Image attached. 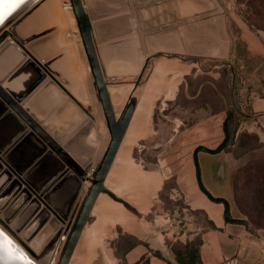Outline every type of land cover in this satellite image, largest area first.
Wrapping results in <instances>:
<instances>
[{
	"label": "rangeland",
	"instance_id": "374dc122",
	"mask_svg": "<svg viewBox=\"0 0 264 264\" xmlns=\"http://www.w3.org/2000/svg\"><path fill=\"white\" fill-rule=\"evenodd\" d=\"M44 1L34 0L32 4ZM56 1L58 11L74 17L71 7H66L67 10L62 8V4H69V0ZM210 1L196 0L199 8L206 5L207 12L197 11L194 15L181 16L176 22L175 29L183 39L190 28L193 30L196 27L198 42L195 47L190 48L183 42L179 49L166 48L146 60L140 74L109 80L108 86L121 85L124 90V104L116 116L130 102L137 104L141 97H151L145 126L134 136L129 152V169L134 171V174L131 172L133 176L137 170L157 172L162 178L161 184L151 193L148 187H141L130 173L132 178L127 186H115L116 190L106 187V191L100 192L93 205L97 212L89 214L77 242L78 250L72 253L68 264H108L106 250L114 257V264H125L123 252L132 240L126 236L118 219L125 221L130 215L140 219L143 216L156 218L153 229L158 234L165 230L173 233L181 230L199 232L200 225L208 223L206 217L202 212L186 208L184 193L178 186H192L186 177L193 149L197 145L213 148L223 138L222 122L226 116L223 109L231 113L228 120L230 139L226 150H230L236 158H242L234 183L236 205L241 212L247 213V216L242 215L250 228L264 226V112L256 113L252 106L257 98L264 97V42L253 31L254 28L259 30L264 38V0ZM210 8H213L212 13ZM55 25L58 24L48 27L52 29ZM76 34L80 38L78 29ZM5 44L0 46V50ZM174 80H178L177 88L168 99L167 94ZM152 82L156 88L151 86ZM109 93L111 97L110 90ZM56 115L59 116L57 136L66 145L73 139V142L82 140L84 135L80 132L87 128L91 131L93 127L91 124L73 126L68 115L57 110L53 116ZM63 123L68 126H63ZM102 131L105 134L104 151L110 140L105 122ZM101 133L96 137H102ZM26 135L24 132L10 146L20 149L23 144V153L26 155L28 152L29 155L30 149L36 150L38 143L23 142ZM120 162L114 158L107 179H112L116 173L125 179L126 170L120 167ZM2 169H6L4 164L0 168V219L35 255L30 254L0 224V231L12 241V246L4 245L3 253L9 251L8 258L2 255L0 264H58L66 241L61 249L56 243L48 255H41L54 233L51 228L54 223L51 217H47L48 209L16 174L8 179L7 174H2ZM89 176L93 177L92 174ZM84 186L79 197L80 204L91 183L86 181ZM143 203L148 205L149 212L142 211ZM47 227L48 233L40 236L45 239L36 250L39 246L35 247L33 241L39 242L38 235ZM168 243L181 247L180 241L170 239ZM17 252L26 259L16 257Z\"/></svg>",
	"mask_w": 264,
	"mask_h": 264
},
{
	"label": "crops",
	"instance_id": "0c3cea01",
	"mask_svg": "<svg viewBox=\"0 0 264 264\" xmlns=\"http://www.w3.org/2000/svg\"><path fill=\"white\" fill-rule=\"evenodd\" d=\"M80 1L90 22V34L104 80L107 83V90L111 78H128L140 74L146 60L160 54L166 48L179 49L183 42H186V46L190 48L195 47L198 42L196 27L194 26L193 30L190 28L187 36L183 35V39L175 29L176 22L181 16L194 15L197 11L207 12L206 5L199 8L196 0ZM56 2L54 0L53 4L56 5ZM43 4V2L38 3L30 8L27 17L31 16ZM65 5L62 4L63 7ZM212 11L213 8H210V13ZM220 13L216 12V14ZM166 15H168V19H166ZM54 23L58 25L49 29L48 26ZM75 29L77 30L75 19L66 15V22L63 24L58 20L46 25L45 23L40 24L39 27L27 34L16 32L17 37L26 41V46H29V50L38 59H45L43 63L45 67L61 81L68 91L67 94V91L65 92L53 84L47 77L35 93L39 94L48 90L43 95L54 92L59 97L55 103L42 99L44 106L39 111L31 110L40 122L51 129L55 135L59 133L57 130L59 116L54 117L53 114L56 110L58 113L61 112L59 106L77 113V120L69 118L70 124L73 126L92 123L93 126L98 127L100 124L103 126L105 122L81 39L77 37ZM66 31V39L69 41L71 39L75 53L73 49H69L64 57L65 48L60 44V36L62 37ZM56 38L59 39L58 42ZM7 50L13 52L14 59L7 65L6 75L12 66L15 68L21 65L31 69L34 74L32 78L21 83V90L18 93L21 94L41 75L31 63L26 64V59L19 49L11 46ZM75 54L78 62L75 59ZM14 75L13 79L19 77V74ZM72 78L75 84L79 81L78 89L87 99L86 102L80 100L72 91L70 80ZM70 96L79 102L82 109H85V113ZM252 106L256 113L264 112V97L257 98ZM63 126H68V124L65 123ZM197 159L203 187L212 196L225 199L228 202L229 217L237 221H226L224 204L212 201L200 189L191 157L186 179L189 184L192 183V186L178 187L184 193L186 208L193 212H202L208 223L200 225L199 232L181 230L173 233L165 230L158 234L153 229L156 225V218L148 219L143 216L140 219L133 215L127 216L126 227L123 229L132 243L123 252L125 264L138 263L142 258L148 259V264H178L171 248L172 243L169 244L168 240L173 239L185 244L192 241L197 235L202 239L199 246L200 264H264V227L252 229L244 223L245 217L235 201L234 178L241 166L242 158H236L230 150L216 153L200 150L197 152ZM78 245L79 243L73 254Z\"/></svg>",
	"mask_w": 264,
	"mask_h": 264
},
{
	"label": "water",
	"instance_id": "95a60500",
	"mask_svg": "<svg viewBox=\"0 0 264 264\" xmlns=\"http://www.w3.org/2000/svg\"><path fill=\"white\" fill-rule=\"evenodd\" d=\"M32 2H34V0H32ZM34 5L30 2L27 4H20L18 8L0 23V46L7 43L3 47L4 50L3 48L0 50V56L12 62L14 54L7 49L14 46L24 55L26 64L31 63L38 69L41 75L24 92L18 95L13 94L9 88L5 87L4 81L12 80L15 76L14 74H19V76L30 75L31 72L25 67V65L17 66L9 70L4 80L0 79V135L3 136V139L0 141V168H2L3 164L6 166V169H2V174H7L8 179L12 174H16L17 177H19L18 179H20L22 183L27 185L32 192L38 196V201L40 200L48 209L47 217H51L52 223H54L51 225V228L54 229V233L44 250H42L41 255H48L49 252L56 247V243H59L58 249H60L62 242L66 241L59 257L58 264H68L80 237L82 227L92 211L96 198L100 192L106 191V187L104 186L106 176L109 172L116 151L128 128L135 105L134 102H130L123 109L121 114L116 116L112 107L110 94L107 90V83L104 80L96 49L91 38L89 19L82 8L80 0H69V5L72 8L81 44L88 62L89 71L93 78V83L103 110L105 123L110 133V140L106 146L99 167L94 173L93 178L88 177L87 172L89 170V162L82 163L79 161L70 152L68 144L66 145L63 143L61 138L55 135L51 129L44 126L31 112L29 106H25L27 100L37 95L35 94L36 90L47 77L50 78V81H52L53 84L60 87L62 90H65V92L67 91L61 81L45 67L43 64L45 59H38L29 50V46H26V41L18 38L16 33L9 28L12 24L20 22L24 15L28 13L30 8ZM253 31L256 34H259L264 42V38L261 36L259 30L254 28ZM20 82L22 81L19 80L18 83L20 84ZM66 93L68 94V91ZM70 97L72 98V96ZM34 98H38L40 102H42V99L53 102H55L56 99H59L57 93L54 92L43 95V97ZM72 100L80 106L79 102L74 98H72ZM75 117L78 118V115ZM89 124L92 125V123ZM85 125L86 124L82 125V127ZM24 132L27 135L23 142L27 143L26 140H29L31 143L32 141L38 143L36 144L37 149L35 150L31 148L29 155H27L28 152L26 155L23 153L25 147L23 144L20 149H18V146H10ZM89 132L90 130L88 128L87 130L83 129L80 132L81 135H84L82 140L87 141ZM73 141L74 139L71 143ZM26 146L28 145L26 144ZM28 148H30V146H28ZM92 151L93 153L95 152V150ZM33 160H35V162L31 163ZM85 181H90L91 186L75 221L70 227V221L72 220L70 212ZM67 220L70 221L67 222ZM65 222H67L65 228L58 226ZM0 224L15 236L1 219ZM44 230L45 231L38 235L39 237L37 240L39 239L40 241L37 242L34 240L39 246L36 250L40 248L42 240L45 239L40 238V236L47 234L49 227ZM18 240L20 241V239ZM20 242L22 243V241ZM22 244L32 255H35L34 251L30 249L28 245L24 243Z\"/></svg>",
	"mask_w": 264,
	"mask_h": 264
},
{
	"label": "bare ground",
	"instance_id": "6f19581e",
	"mask_svg": "<svg viewBox=\"0 0 264 264\" xmlns=\"http://www.w3.org/2000/svg\"><path fill=\"white\" fill-rule=\"evenodd\" d=\"M29 2L32 3V0H24V2L22 4H27ZM53 3H54V0H45L44 4L39 9H37L33 14H31V16L27 17L28 13L30 12V11H28V13H26L24 15V17L20 20V22H16V23L12 24L9 27L10 30L14 31L15 33L19 32V33H22V34H27V33L31 32L32 30L36 29L37 27H39L40 24L42 25L43 23H45V25H46V24H48L50 22L59 20V22L61 24H63L64 22H66V13L64 11H62V12L58 11L57 10L58 8ZM66 7L68 9H70V5L66 4L64 7L62 6L63 10H67ZM5 28H7V27H5ZM66 33H67V31L65 32V34L62 35V37L60 36V38H61L60 39V41H61L60 44L65 48L64 57L66 56L67 51L69 49H73L74 53H75V49H74L72 41L71 40L69 41L68 39H66ZM58 41H59V39H57V42ZM3 50H4V48H3ZM0 53H1V51H0ZM75 59H76V54H75ZM77 62H78V60H77ZM10 63H11L10 60L8 61L7 59H4V58L0 57V79L1 80H4V78L6 77L5 70H6L7 65L10 64ZM183 67H185V66H183ZM182 69H184V68H182ZM28 70L31 72L30 75H28V76L21 75V76L15 78V79L6 80V81H4V86L9 88L13 94L18 95V93L21 90L20 89L21 88V83L23 81H25L26 78L29 79V78H32V76H34L33 71L31 69H29V68H28ZM82 75H83V72H82ZM19 80L22 81V82H20V84L18 83ZM70 80H71V86L73 87L72 91H74V93L78 96V98L80 100H82L83 102H86L87 99L83 96V94L78 89L79 81H78L77 84H75L73 78L70 79ZM150 84H151V86L156 88L155 87V83L152 82ZM150 84L148 83V86ZM177 84H178V80L172 81V83L170 85V88H169V92L167 94V98L168 99L171 98V96L173 95L174 91L176 90ZM108 89L111 92V97L110 98H111L112 107L114 109L115 114L117 115L122 110V107H123V104H124V97H123L124 90H123L121 85H109ZM45 91H48V90H44L43 92H41V93L37 94L36 96H33L31 99L27 100L25 102V106H29L30 109L33 110V111H39L41 109V107H43L44 105H43L42 102H40V100L38 98H34V97H42L43 93H45ZM150 98L151 97H149V99H148V97L146 96V97H143V98L141 97L140 100H138L137 104L135 105L136 107L134 109V112H133V115L131 117V120H130V123L128 125V128H127V130H126V132L124 134V137H123V139H122V141H121V143H120V145H119V147H118V149L116 151L115 157H114L115 159L118 158L121 161L119 163L120 167L124 168L126 170V177H124L125 179H123V177H121L120 175L117 176L116 175L117 173H116L115 176L112 179H107V178L105 179V182H104V186L105 187H108V188H111V189L113 188V189L116 190L117 186H127L129 184L130 179L132 178V176L134 174V171L129 169V168H131L130 167V163H129V161H130L129 152L131 150L132 143L135 141V137L134 136L137 135L136 133L140 131V128H143V126H145L146 116H147V113H148V110H149V107H150V104H149ZM59 109H60V111L63 114L68 115V117H70L71 120H77V118L75 117V116H77L76 115L77 113L72 112V111H68L63 106H59ZM93 127H92L91 131L89 132V136L87 138V141L78 140V141H75L73 143L68 144V148H69L70 152L81 162L85 161L87 159L86 157H91V159H93V161L97 160L99 155H93L92 154L93 153L92 150H97V152L99 150V152H101L102 149H103V146H104V139L103 138H104V135H105L103 133V131H102L103 126L101 124L98 126V128H100V130H97V128H96L97 126H93ZM100 131L102 132L101 133L102 137L97 138L96 135ZM2 137L3 136L0 135V141L3 139ZM85 155H87V156H85ZM121 171L124 172V170H121ZM131 172H133V174ZM130 173L132 174V176H130ZM134 176L136 177V181L138 182V184L141 187L142 186L148 187V191H151V193H153L154 191H156L160 187L162 178L157 172H151V171L150 172H146V171H143V170L142 171H138L137 170V171H135V175ZM142 198H144V197H142ZM141 204L142 203H140L139 206ZM147 210H148V205L144 204L142 206V211H147ZM96 212H97V209H96V206H94V208L92 209L91 213L95 214ZM125 220H127V219H125ZM118 223L120 225H122L123 227H126V221L118 219ZM4 229L13 238H15L24 248H26L5 227H4ZM33 245L35 247H37L38 243L33 241ZM10 246H12V245H10ZM8 252L2 253L1 255H3V257H5L7 259L8 258ZM19 254L20 253L17 252L16 253V257H18ZM105 256L107 258L108 264H114L115 263L114 262V257L111 255L109 250L105 251ZM20 260H23V259H20ZM16 262H18V261H16ZM18 264H20V263L18 262Z\"/></svg>",
	"mask_w": 264,
	"mask_h": 264
},
{
	"label": "trees",
	"instance_id": "16d2710c",
	"mask_svg": "<svg viewBox=\"0 0 264 264\" xmlns=\"http://www.w3.org/2000/svg\"><path fill=\"white\" fill-rule=\"evenodd\" d=\"M224 110L226 111V116L222 122V130L224 132V136H223L222 140L213 148L203 146V145H197L192 151V160L194 163L195 174H196L198 186L200 187V189L212 201L221 202L224 204V218L226 221H237V220H234V219L229 217L228 202L223 198L212 196L203 187L204 185L202 184V181L200 178V169H199V163H198V159H197V152L200 150L207 151L210 153H216V152H219L222 150H226V147L229 144V139H230V133H229V129H228V120H229L231 113L229 110H226V109H224ZM235 182H236V178H234V183ZM242 213L246 214V216H247V213H244V212H242ZM243 222L247 224V220H243ZM210 225L213 226L212 223H210ZM260 227H264V226H260ZM201 242H202L201 237H198L195 240H192V241L187 242L185 244L179 243L181 246L180 248H176V247H174V244H171V248L175 254V259H176L177 263L178 264H200L199 246H200ZM156 255L160 256L157 253H156ZM143 263L148 264V259L142 258V260H140V262L135 263V264H143Z\"/></svg>",
	"mask_w": 264,
	"mask_h": 264
},
{
	"label": "flooded vegetation",
	"instance_id": "af4514ba",
	"mask_svg": "<svg viewBox=\"0 0 264 264\" xmlns=\"http://www.w3.org/2000/svg\"><path fill=\"white\" fill-rule=\"evenodd\" d=\"M96 95H97V91H96ZM97 97H98V95H97ZM97 100H98V102H99V98H98ZM99 103H100V102H99ZM79 107L81 108V110L83 111V113L86 112L85 109H82L81 106H79ZM100 107H101V105H100ZM101 113H102V115H103L102 107H101ZM80 126L82 127V125H80ZM80 126L78 125V127H80ZM105 149H106V147H105ZM105 149H104V151H105ZM102 151H103V149H102ZM102 151L99 152V150H98V152H97V150H95V152L93 153V155H99L98 158H97V160H98L99 157L101 156ZM104 151H103L102 154H104ZM99 153H100V154H99ZM85 156H87V155H85ZM102 156H103V155H102ZM86 158H87V159H86L85 161H82V163H87V162H89V163H88L89 170H88V172H87V176L90 177V176H89L90 174H92V175L94 176V173L97 171V169H98V167H99V164H100L101 160H100V162L96 165L95 163H96L97 160L93 161V159H91V157H86ZM101 159H102V158H101ZM90 178H93V177H90ZM85 182H86V181H85ZM85 182H84V183H85ZM89 182H90V181H89ZM84 183H83V185H82V187H81V189H80V191H79V194H78V196H77V198H76V200H75V203H74V205H73V207H72V210H71V212H70V215L72 216V220H71V221H70V220H67V222L70 221V227H71V224L75 221L76 216L78 215V213H79V211H80V208H81V206H82V203H83V201H84V200H83V201L81 202V204H80L79 197H80V195H81V192H82L83 188H85ZM86 196H87V195H86ZM85 198H86V197H85ZM91 215H92V213H91ZM67 222H65V223H61L60 226H61L62 228H65ZM60 226H59V227H60ZM63 242H64V241H63ZM63 242H62V244H63ZM60 249H61V246H60Z\"/></svg>",
	"mask_w": 264,
	"mask_h": 264
},
{
	"label": "snow or ice",
	"instance_id": "6c2138e0",
	"mask_svg": "<svg viewBox=\"0 0 264 264\" xmlns=\"http://www.w3.org/2000/svg\"><path fill=\"white\" fill-rule=\"evenodd\" d=\"M24 0H0V23H2L8 15L22 4ZM12 241L3 233L0 232V254L5 251L4 245H11ZM19 259H26L23 254L18 255ZM2 259V255H0Z\"/></svg>",
	"mask_w": 264,
	"mask_h": 264
},
{
	"label": "built area",
	"instance_id": "2783aa9c",
	"mask_svg": "<svg viewBox=\"0 0 264 264\" xmlns=\"http://www.w3.org/2000/svg\"><path fill=\"white\" fill-rule=\"evenodd\" d=\"M65 5V4H64Z\"/></svg>",
	"mask_w": 264,
	"mask_h": 264
}]
</instances>
